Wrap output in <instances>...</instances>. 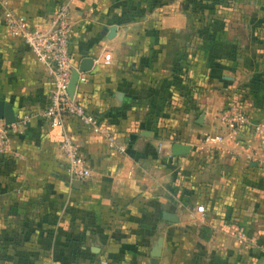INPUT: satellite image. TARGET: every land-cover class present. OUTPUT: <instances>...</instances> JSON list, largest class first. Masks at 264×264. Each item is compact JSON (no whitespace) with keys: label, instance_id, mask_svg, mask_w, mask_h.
<instances>
[{"label":"crops","instance_id":"1","mask_svg":"<svg viewBox=\"0 0 264 264\" xmlns=\"http://www.w3.org/2000/svg\"><path fill=\"white\" fill-rule=\"evenodd\" d=\"M3 1L43 28L63 0H0V100L15 117L44 107L50 80L6 32ZM199 1L68 0L70 61H92L73 94L124 150L67 118L89 170L74 186L58 126L33 116L10 135L0 264H149L157 237L156 264H264V135L234 140L216 117L235 103L264 123V0Z\"/></svg>","mask_w":264,"mask_h":264},{"label":"built area","instance_id":"2","mask_svg":"<svg viewBox=\"0 0 264 264\" xmlns=\"http://www.w3.org/2000/svg\"><path fill=\"white\" fill-rule=\"evenodd\" d=\"M2 5L1 20L6 32L19 39L44 65L50 80V87L46 103L40 110L16 115L14 120L7 124L0 120V155L9 152V136L21 133L30 118L37 116L60 128L59 149L68 178L70 180L85 179L89 175V170L74 139L64 128L67 118H74L91 133L101 135L109 149L123 152L124 145L116 141L114 134L104 127L94 114L87 111L74 94L69 95L68 93L70 74L73 70L77 71L70 61L69 2L63 0L58 3L47 26L43 28L30 25L23 16L14 13L5 1ZM107 60L108 54L103 55V62L106 63ZM80 73L77 74V81L83 80ZM216 117L219 123L227 129L232 139L236 138L239 128L244 126L250 127V132L254 137L260 138L264 135V123H251L238 104L230 103L218 111ZM195 210L202 212L203 207L197 205ZM257 249L264 258V244H258Z\"/></svg>","mask_w":264,"mask_h":264},{"label":"water","instance_id":"3","mask_svg":"<svg viewBox=\"0 0 264 264\" xmlns=\"http://www.w3.org/2000/svg\"><path fill=\"white\" fill-rule=\"evenodd\" d=\"M108 30L110 31L113 30V26L109 27ZM91 62H92L91 59L83 58L80 61L77 71L73 70L71 72L70 77H69V82H68L69 95H72L74 92L78 72L87 71L91 65ZM201 117L202 115L198 117L197 122L201 121ZM0 120H2L5 124L10 123L14 120V115H13L10 105L8 103L3 102L2 100H0ZM187 149H188L187 145H184L181 143H173L171 147V153L172 155L184 154L185 152H187ZM77 182L78 180L71 181L72 185L74 186L75 184H77ZM166 219L170 220L169 217H166ZM160 246H161V237H157L149 253L150 258H151L149 264H156V258L159 256V253H160Z\"/></svg>","mask_w":264,"mask_h":264},{"label":"rangeland","instance_id":"4","mask_svg":"<svg viewBox=\"0 0 264 264\" xmlns=\"http://www.w3.org/2000/svg\"><path fill=\"white\" fill-rule=\"evenodd\" d=\"M214 1H218V2H220V1H223V0H214ZM200 5H203V4H210V6H207V7H204V9H205V11L207 10V9H209V11H211L212 9H213V7H214V5L212 6L211 5V0H201V1H199L198 2ZM225 4H227V0H225ZM226 5H223V7H219L218 8V12L219 13H223V12H225L226 11ZM204 11V12H205ZM238 99V103L241 105V107L244 105V99H243V95L241 94V96L240 97H238L237 98Z\"/></svg>","mask_w":264,"mask_h":264}]
</instances>
